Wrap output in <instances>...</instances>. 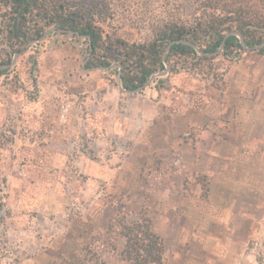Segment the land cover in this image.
Returning a JSON list of instances; mask_svg holds the SVG:
<instances>
[{"label": "rangeland", "instance_id": "1", "mask_svg": "<svg viewBox=\"0 0 264 264\" xmlns=\"http://www.w3.org/2000/svg\"><path fill=\"white\" fill-rule=\"evenodd\" d=\"M179 1L112 0L108 22L143 37ZM87 54L50 32L0 73V264H131L119 222L142 218L164 264H264V55L127 92Z\"/></svg>", "mask_w": 264, "mask_h": 264}, {"label": "trees", "instance_id": "2", "mask_svg": "<svg viewBox=\"0 0 264 264\" xmlns=\"http://www.w3.org/2000/svg\"><path fill=\"white\" fill-rule=\"evenodd\" d=\"M111 1L100 3L102 10L98 11V5L84 0L76 5L70 0H0V43L7 48L0 65L9 64L15 52L23 51L49 28L71 31L70 35L77 38L84 36L89 54L85 67L116 65L123 88L130 91L165 68L163 54L171 42L165 56L171 72L178 71L175 61L190 60L199 71L208 73L210 60L219 54L246 50L235 33L250 50L264 55V0H181L167 8L162 17L148 22V33L136 38L128 35H136L137 26L124 29L109 24L113 19ZM4 71L0 69V73ZM119 225L125 238L121 255L127 261L164 264V241L149 219Z\"/></svg>", "mask_w": 264, "mask_h": 264}, {"label": "water", "instance_id": "3", "mask_svg": "<svg viewBox=\"0 0 264 264\" xmlns=\"http://www.w3.org/2000/svg\"><path fill=\"white\" fill-rule=\"evenodd\" d=\"M50 32H60V33L68 32V33H71V31H68V30H65V29L49 28V29H47V30L44 32V34H43L39 39L34 40V41H30V42L26 45V47H25V49H24L23 51H25V50L28 48V46H29L30 44L35 43V42H38L40 39H42L45 35H47V34L50 33ZM235 34L238 36L239 41H240L242 47H243L244 49H246V50H250V48L247 47V46L245 45V42L243 41V38H242L238 33H235ZM83 38H84V36H83ZM171 43H172V42H171ZM171 43H170V44H171ZM170 44L166 47V49H165V51H164V54H163V62H164V65H165V68H164L163 70H157V71L153 72V73L150 75V77H149V79L147 80V82H146L143 86H141V87H139L138 89L133 90V91L126 90V89L123 88V86H122V84H121V80H120V70H119L118 73H117V82H118L119 87H120L122 90H125V91H127V92H139V91H141L143 88H145L150 82H152L154 78L167 75V74L170 72V68H171V67H170L169 63L166 61L165 56H166V53H167V51H168V49H169ZM195 49L199 52V54L202 53L197 47H195ZM90 50H91V47H90ZM220 50H221V47H220ZM23 51H21V52H23ZM21 52H15V53L13 54V57H12L10 63H9V64H4V65H0V69H4V68H7V67H9L10 65H12V64L14 63V61H15V58H16L19 54H21ZM88 56H89V54H87L86 60H87ZM113 66H116V65H110V66H108V67H97V68L107 69V68H111V67H113ZM117 67L120 69V66H117Z\"/></svg>", "mask_w": 264, "mask_h": 264}]
</instances>
